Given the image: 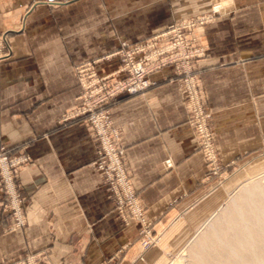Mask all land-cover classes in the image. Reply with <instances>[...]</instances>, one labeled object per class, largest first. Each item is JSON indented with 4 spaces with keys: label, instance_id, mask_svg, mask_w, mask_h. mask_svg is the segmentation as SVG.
I'll return each instance as SVG.
<instances>
[{
    "label": "crops",
    "instance_id": "crops-1",
    "mask_svg": "<svg viewBox=\"0 0 264 264\" xmlns=\"http://www.w3.org/2000/svg\"><path fill=\"white\" fill-rule=\"evenodd\" d=\"M213 1L0 0V33L11 40V58L0 65V147L32 157L16 173L26 227L10 228L0 193V264L41 253L51 264H105L119 250L115 264H167L231 183L263 169L264 0H223L220 16L198 31L206 58L196 71L214 115L216 149L238 170L226 184L203 181V157L167 69L144 93L111 105L125 167L159 235L155 247L142 252L138 223L124 226L113 212L84 118L61 122L78 105L77 65L207 13ZM118 66L113 57L96 70L107 75Z\"/></svg>",
    "mask_w": 264,
    "mask_h": 264
},
{
    "label": "rangeland",
    "instance_id": "rangeland-1",
    "mask_svg": "<svg viewBox=\"0 0 264 264\" xmlns=\"http://www.w3.org/2000/svg\"><path fill=\"white\" fill-rule=\"evenodd\" d=\"M222 3L223 0H214L211 4L210 10L207 13L187 17L185 19H182L178 22L171 24L164 31L159 32V33L162 32L169 33L168 34L169 36L159 43L160 48H163V50H167V49L171 50L172 46L180 43L179 45L180 49H178L177 54L176 52H169V54L164 58V65H162L163 67H161L156 71H153L150 74V79L152 82H154L152 76L164 69H167L170 72L169 81L177 84L179 93L184 99L185 106L187 109V114H188L187 124L191 129L193 136L195 137L196 143L198 145L199 151L203 157V161L206 167L207 173L203 178V181H213L214 187L223 186L238 171V170L235 171L236 170L235 161H230L225 163L222 162L219 157V154L216 149L215 133L213 129L214 115L213 112L207 106L206 94L202 88L199 73L196 71L197 62L199 60L206 58V50L199 42L198 31L199 29L203 28L205 25L211 23L215 18L220 16V14L224 9ZM178 26L184 29L182 30V33L179 34L181 35L180 37H183L182 41L178 40L176 35L177 31L173 33L171 32L173 29L177 28ZM1 35L5 36V38L7 39L8 41L7 46H9V48L6 45H3L4 51L3 50L2 51L5 54H8V58L0 59V65L11 58V40L6 35L0 33V36ZM107 57L86 63L96 62L95 64L92 63L96 70V66L100 63V61L113 58V57L111 58H107ZM118 62H119V66H118L119 68L121 64L119 58H118ZM115 72L107 75H99L98 73L97 74L100 77H108V82L111 83L117 81L118 76L120 75V74L119 75L115 74ZM76 79L79 86V91L77 95L78 105L75 108L66 111L61 118V122L62 123L68 122L78 117L84 118L85 127L87 129L89 136L90 146L92 148L94 155L93 166L101 175L103 186L105 187L108 194L114 200L113 212L115 213L116 217L121 222V224L124 226L129 225L131 222L138 223L139 225L138 239H139L141 251L145 252L151 249L152 247H155L159 241V235L155 234L153 231L154 220H151L146 216V213L140 202L139 196L132 185L131 178L125 167V158L123 163L124 170L128 176L132 190L137 196V199L139 200L140 207L142 209L144 218L146 220V226L142 225V223L138 219H135L132 215L129 214L126 215V219L124 221L123 217L116 211L114 196L105 182L104 174L100 169H98L96 165L97 157L94 154V150L92 146V139L90 137V127L88 126L86 121L88 114L79 115L77 117L76 116L71 117L72 111L79 109L82 105V101L79 99L82 89L77 76ZM192 79L196 86L197 96L198 98H200V104L197 106L190 105V99H189L190 96L187 95V91H186V87L188 86L187 83L192 81ZM124 96H128V95H124ZM114 103H112L111 105H113ZM111 105L108 107L110 111V117H111V110H110ZM199 113H202L203 115L204 114L208 115L206 124L208 125V128L211 133V145L213 148V152L209 157L203 151L201 142L199 141L196 134V127H194L195 125L193 126L194 122L199 120ZM262 141H263V149L260 153L261 154L260 158H263L264 160V137L262 138ZM120 143H121V133H120ZM0 149H3V151L6 153V155L9 158L20 156L27 159L26 162L20 164V166L17 169H15L14 178H13L14 186L19 196V200L21 202L20 205L22 209V216L25 220L24 224L19 229H23L27 225V211L24 205L25 202L20 194L19 187L16 182V173L18 169H20L21 167L32 163V157L27 153H22V152L11 153L8 150H6L4 147H0ZM167 166L170 167L171 162L169 165L167 164ZM0 193L5 199L3 203V210L7 212L10 218L12 219V224L10 226L11 228L14 223V218L9 210L10 201L8 199V196H6L5 193L2 191V187H0ZM145 243L147 244V246H143V244ZM121 252L122 250L117 251L113 257H111L106 261L105 264H115V261L119 258ZM30 259L33 260V264H51L47 259H45L43 253L29 254L21 258L20 260L11 262L9 264H29V262L27 261ZM172 263L173 264H264V163H263V169L259 171L257 174L252 176L251 175L246 176L244 179H241L236 183L230 184L223 200L217 205V207L213 210V212L207 218H205L201 223H199L194 229H192V231H190V233L187 234V236H185V238L179 243V246L177 248L170 250L167 264H172Z\"/></svg>",
    "mask_w": 264,
    "mask_h": 264
},
{
    "label": "built area",
    "instance_id": "built-area-1",
    "mask_svg": "<svg viewBox=\"0 0 264 264\" xmlns=\"http://www.w3.org/2000/svg\"><path fill=\"white\" fill-rule=\"evenodd\" d=\"M182 30L184 29L178 26L171 32L177 31V38L182 41L183 37L179 35ZM168 34L162 32L144 41L132 44L121 43L120 48L107 57H118L121 61L120 67L115 72L117 75L120 74L117 81L109 83L108 77L98 76L93 65L96 62L78 65L74 71L82 89L79 96L82 105L79 109L72 111L71 117L88 114L86 121L90 127L92 146L97 157L96 165L104 174L105 182L114 196L116 211L123 217L124 221L126 215L129 214L145 226L146 220L139 200L133 192L124 170L125 150L120 143V130L113 125L108 107L120 96L142 94L151 87L153 82L150 79V74L163 67L164 58L169 52H176L177 54L178 49H180V43L172 46L171 50L160 48L159 43L166 39ZM7 44V39L1 35L0 59L8 58V54L3 52V45L7 46ZM7 47L9 48V46ZM187 85L186 91L187 95L190 96V105H199L200 98L197 96L193 79ZM207 118V114L199 113V120L194 124L192 122V124L196 127V134L203 151L209 157L213 148L211 133L206 124ZM26 161V158L20 156L9 158L3 149H0V184L2 191L10 201L9 210L14 218L11 227L13 230L19 229L25 222L13 178L15 169ZM167 164L169 165L170 161H167ZM143 246H147V244L145 243ZM27 262L33 264L32 259Z\"/></svg>",
    "mask_w": 264,
    "mask_h": 264
},
{
    "label": "bare ground",
    "instance_id": "bare-ground-1",
    "mask_svg": "<svg viewBox=\"0 0 264 264\" xmlns=\"http://www.w3.org/2000/svg\"><path fill=\"white\" fill-rule=\"evenodd\" d=\"M173 264V263H172Z\"/></svg>",
    "mask_w": 264,
    "mask_h": 264
}]
</instances>
